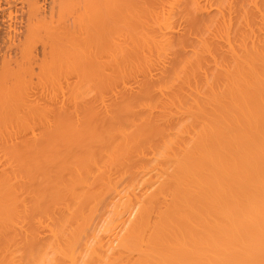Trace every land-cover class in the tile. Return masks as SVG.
<instances>
[{
    "label": "bare ground",
    "instance_id": "6f19581e",
    "mask_svg": "<svg viewBox=\"0 0 264 264\" xmlns=\"http://www.w3.org/2000/svg\"><path fill=\"white\" fill-rule=\"evenodd\" d=\"M0 264H264V0H0Z\"/></svg>",
    "mask_w": 264,
    "mask_h": 264
}]
</instances>
